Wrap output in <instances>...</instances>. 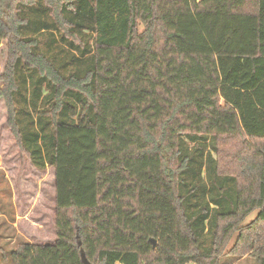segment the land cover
Segmentation results:
<instances>
[{
  "label": "trees",
  "instance_id": "16d2710c",
  "mask_svg": "<svg viewBox=\"0 0 264 264\" xmlns=\"http://www.w3.org/2000/svg\"><path fill=\"white\" fill-rule=\"evenodd\" d=\"M0 47L6 126L54 169L55 240L10 264H215L264 227V0H0Z\"/></svg>",
  "mask_w": 264,
  "mask_h": 264
},
{
  "label": "rangeland",
  "instance_id": "374dc122",
  "mask_svg": "<svg viewBox=\"0 0 264 264\" xmlns=\"http://www.w3.org/2000/svg\"><path fill=\"white\" fill-rule=\"evenodd\" d=\"M3 48L0 47V71L5 60ZM6 114L0 97V264H10L9 253L17 243L46 244L55 240L54 169L47 166L37 170L20 153L6 126ZM228 143L221 140L220 146L225 148ZM240 145V141L234 142V146ZM226 153L216 155L219 168L226 170L227 166L228 173H232L233 167L227 164L231 154ZM208 182L210 187L211 181ZM256 214L254 210L239 220L236 229L221 241V249L213 258L215 264H258L255 252L259 249L255 240H264V227L263 224H257L254 229L249 227ZM244 233L251 234L250 242H243ZM206 239L208 245V234Z\"/></svg>",
  "mask_w": 264,
  "mask_h": 264
},
{
  "label": "water",
  "instance_id": "95a60500",
  "mask_svg": "<svg viewBox=\"0 0 264 264\" xmlns=\"http://www.w3.org/2000/svg\"><path fill=\"white\" fill-rule=\"evenodd\" d=\"M80 243V242H79ZM152 244H153V246H154V244H155V241L154 240H152ZM86 264H89V263H86Z\"/></svg>",
  "mask_w": 264,
  "mask_h": 264
},
{
  "label": "crops",
  "instance_id": "0c3cea01",
  "mask_svg": "<svg viewBox=\"0 0 264 264\" xmlns=\"http://www.w3.org/2000/svg\"><path fill=\"white\" fill-rule=\"evenodd\" d=\"M3 230H4V228H3ZM27 242H29V241H27ZM31 243H38V242L35 241V242H31Z\"/></svg>",
  "mask_w": 264,
  "mask_h": 264
}]
</instances>
